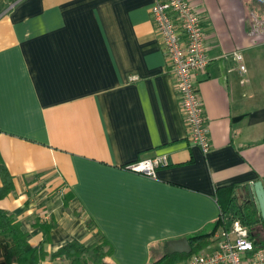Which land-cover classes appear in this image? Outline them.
Segmentation results:
<instances>
[{"label":"crops","instance_id":"crops-1","mask_svg":"<svg viewBox=\"0 0 264 264\" xmlns=\"http://www.w3.org/2000/svg\"><path fill=\"white\" fill-rule=\"evenodd\" d=\"M190 1L211 60L198 75L207 154L189 139L156 0H0V162L14 182L0 209L31 246L46 222L49 254L77 241L104 244L112 264H150L264 184V0ZM159 155L154 178L127 168ZM13 244L0 233V264H17Z\"/></svg>","mask_w":264,"mask_h":264},{"label":"built area","instance_id":"built-area-1","mask_svg":"<svg viewBox=\"0 0 264 264\" xmlns=\"http://www.w3.org/2000/svg\"><path fill=\"white\" fill-rule=\"evenodd\" d=\"M152 15L168 60L169 72L175 78L184 122L192 145L204 154L211 149L210 129L201 98L198 75L207 70L210 57L200 9L190 0H156ZM246 71L243 56L233 52ZM166 155L138 160L127 166L129 170L148 177H156L159 167L166 166ZM231 227L223 226L215 236L216 247L211 252L200 251L179 264H264V248H258L249 229L239 220L231 219Z\"/></svg>","mask_w":264,"mask_h":264},{"label":"trees","instance_id":"trees-1","mask_svg":"<svg viewBox=\"0 0 264 264\" xmlns=\"http://www.w3.org/2000/svg\"><path fill=\"white\" fill-rule=\"evenodd\" d=\"M0 177L2 186L0 187V201L6 198L14 189L13 176L4 163L0 162ZM226 189H219L223 192ZM246 198L238 202L235 196H231L223 207L222 216L217 221L216 229L207 234H198L189 238L192 246L190 254H170L165 251V247L161 257L152 260L150 264H179L188 259L191 255L200 252L205 247L215 242L214 235L219 226H223L225 218L239 219L250 231V235L258 248H264V220L258 212L256 206L252 202H248ZM43 231V240L40 246L33 247L28 242L27 233L21 230V224L14 216L8 214L5 210L0 209V233L11 237L14 244L8 249L6 258L9 262L17 264H40L46 259L53 261L66 260L69 264H112L107 261L111 256V250L104 252L103 245H94L86 247L85 245L73 241L53 254L45 251L44 245L50 241L49 231L51 225L49 223H39ZM166 246V245H165ZM92 253L93 256L89 254Z\"/></svg>","mask_w":264,"mask_h":264},{"label":"water","instance_id":"water-1","mask_svg":"<svg viewBox=\"0 0 264 264\" xmlns=\"http://www.w3.org/2000/svg\"><path fill=\"white\" fill-rule=\"evenodd\" d=\"M249 201L254 202L255 206L264 220V184L262 181H257L247 187ZM165 251L170 254H190L192 246L188 238H180L171 240L166 243Z\"/></svg>","mask_w":264,"mask_h":264},{"label":"rangeland","instance_id":"rangeland-1","mask_svg":"<svg viewBox=\"0 0 264 264\" xmlns=\"http://www.w3.org/2000/svg\"><path fill=\"white\" fill-rule=\"evenodd\" d=\"M225 221H226V226L230 228L231 225H232V221H231V219H230L229 217H227V218H225ZM219 230H220V231L223 230V227H222V229L220 228ZM214 248H215V247H213L212 244H211V245L205 247V248H204L203 250H201V251H204V252H206V253H209V252H211Z\"/></svg>","mask_w":264,"mask_h":264}]
</instances>
